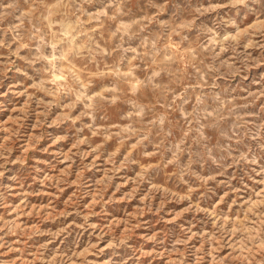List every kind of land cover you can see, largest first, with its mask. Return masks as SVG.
I'll list each match as a JSON object with an SVG mask.
<instances>
[{
  "label": "rangeland",
  "instance_id": "374dc122",
  "mask_svg": "<svg viewBox=\"0 0 264 264\" xmlns=\"http://www.w3.org/2000/svg\"><path fill=\"white\" fill-rule=\"evenodd\" d=\"M0 264H264V0H0Z\"/></svg>",
  "mask_w": 264,
  "mask_h": 264
}]
</instances>
